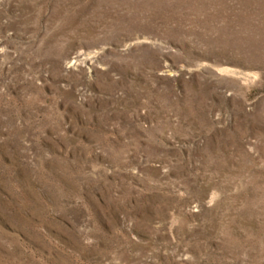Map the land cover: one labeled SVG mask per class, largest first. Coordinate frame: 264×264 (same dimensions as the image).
Returning a JSON list of instances; mask_svg holds the SVG:
<instances>
[{"label": "rangeland", "instance_id": "374dc122", "mask_svg": "<svg viewBox=\"0 0 264 264\" xmlns=\"http://www.w3.org/2000/svg\"><path fill=\"white\" fill-rule=\"evenodd\" d=\"M0 264H264V0H0Z\"/></svg>", "mask_w": 264, "mask_h": 264}]
</instances>
